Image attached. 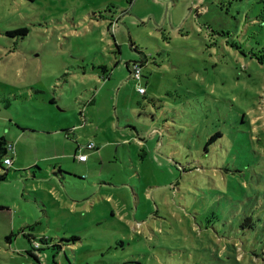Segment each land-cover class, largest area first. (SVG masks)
I'll list each match as a JSON object with an SVG mask.
<instances>
[{"label":"rangeland","instance_id":"1","mask_svg":"<svg viewBox=\"0 0 264 264\" xmlns=\"http://www.w3.org/2000/svg\"><path fill=\"white\" fill-rule=\"evenodd\" d=\"M260 9L0 0V264H264Z\"/></svg>","mask_w":264,"mask_h":264},{"label":"trees","instance_id":"2","mask_svg":"<svg viewBox=\"0 0 264 264\" xmlns=\"http://www.w3.org/2000/svg\"><path fill=\"white\" fill-rule=\"evenodd\" d=\"M30 1H33V0H30ZM258 1L261 4V9H260V12H259V15H258V20H259V22L261 24H264V0H258ZM28 31H29L28 28L22 27V28H18V29L12 30V31H8V34L10 36H16V35H23L24 36V35H26L28 33ZM233 46H235L237 48H240V46L237 43H233ZM262 51H264V49H262ZM258 59L261 60V61H264V54L258 55ZM133 67H134V64H128V68H129V70H130L131 73H133ZM145 93H146V91H145ZM145 93H142V94H145ZM220 134L221 133L218 132V133H216V136L217 135H220ZM11 145H13V144H11L10 142H8L5 137L2 136L0 138V166L5 165L4 164L5 158L11 157V155H12V147H11ZM2 159H3V161H2ZM5 166L8 167V168H11L10 166H7V165H5ZM7 170L8 169H6V171ZM5 175L6 174L0 175V178L1 179H4L5 178ZM76 239H78V238L74 236L70 240H76ZM42 240H44V239H42ZM36 242H37V244L40 245V242L39 241H36Z\"/></svg>","mask_w":264,"mask_h":264},{"label":"built area","instance_id":"3","mask_svg":"<svg viewBox=\"0 0 264 264\" xmlns=\"http://www.w3.org/2000/svg\"><path fill=\"white\" fill-rule=\"evenodd\" d=\"M142 68H143L142 65L134 64L133 73L132 74L134 75L135 79L141 80V78H142ZM138 90H139L140 93H145V91H146L145 87H143L142 85L138 86ZM11 147H12V149L14 148L13 145H11ZM87 148L93 149V148H95V144L93 142H90V143L87 144ZM77 158L80 161H86L88 159V154L80 152L78 154ZM4 164L11 167L14 164L13 158L12 157L5 158Z\"/></svg>","mask_w":264,"mask_h":264},{"label":"crops","instance_id":"4","mask_svg":"<svg viewBox=\"0 0 264 264\" xmlns=\"http://www.w3.org/2000/svg\"><path fill=\"white\" fill-rule=\"evenodd\" d=\"M134 64H137V63H134ZM147 92V91H146ZM49 132V131H48ZM49 133H52V132H49ZM8 141V140H7ZM9 142V141H8ZM140 142H142V141H140ZM11 144H12V142H10ZM94 143V142H93ZM95 144V143H94ZM13 146H14V148H15V145L13 144ZM96 147L95 148H97L98 147V145L96 144L95 145ZM82 153H85L84 151H81ZM13 152H12V155H11V157L13 156ZM76 154H77V151L75 152V154H74V156H73V158L75 159V160H77V161H80V160H78V159H76L77 158V156H76ZM87 154V153H86ZM88 159H89V157H88ZM88 159L86 160V161H80V162H87L88 161ZM35 166H38V165H35ZM40 170H41V168H39ZM36 172H34V173H32L33 175L32 176H36L37 174H35Z\"/></svg>","mask_w":264,"mask_h":264}]
</instances>
